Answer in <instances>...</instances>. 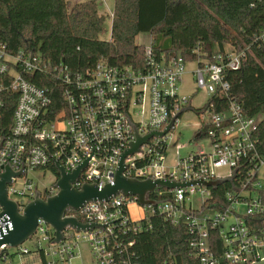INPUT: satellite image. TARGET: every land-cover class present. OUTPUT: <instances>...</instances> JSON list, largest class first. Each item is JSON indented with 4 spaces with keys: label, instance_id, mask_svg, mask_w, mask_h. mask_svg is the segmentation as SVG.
<instances>
[{
    "label": "built area",
    "instance_id": "obj_1",
    "mask_svg": "<svg viewBox=\"0 0 264 264\" xmlns=\"http://www.w3.org/2000/svg\"><path fill=\"white\" fill-rule=\"evenodd\" d=\"M248 49L215 53L213 60L197 57L191 61L195 64L194 91L204 90L208 99L228 98L229 84L224 74L240 66ZM186 63L178 53H156L148 45L141 69H118L98 62L83 73L73 74L61 64L49 66L33 52H11L0 42V110L5 94H15L9 124L3 122L0 112V174L5 165L14 172L21 170L6 185L8 198L21 194V199L14 201L22 209L36 191L42 198L55 194L58 175L49 167L55 169V162L70 173L86 161L72 183L76 189L83 184H94L98 189L113 184L120 155L135 140L133 125L141 136L160 131L189 107L190 96L180 93ZM46 72L61 85L63 107L55 113L50 90L29 79L31 74ZM213 103L208 101L197 112L207 116L206 120L201 116V120L205 121L203 135L210 138L208 152L199 149L177 156L175 166L170 168L165 163L167 132L161 137L151 136L138 151L127 154L122 173L136 180L231 178L225 182L232 190L225 193L223 207L209 205L212 188L200 184L156 187L146 194L156 205H139L135 195L118 192L107 200L85 202L78 209L68 207L62 217H75L80 223L103 228L76 231L67 227L63 239L53 243L54 229L38 219L30 238L42 247L46 264H71V259L80 258L76 250L80 240L87 242L97 264H136L123 238L145 228V221L155 213L171 225L182 224L187 229L193 264H253L264 259V227L250 222L264 214V198L260 195L264 191L260 173L264 171V155L259 154L254 136L258 122L255 116L244 115L233 99L228 98L223 111H216ZM30 170L51 171L53 183L39 190L26 179ZM17 182L22 185L20 193L11 189ZM195 194L200 197L199 208L191 204ZM131 204L141 206L140 219H131ZM205 209L213 214L203 215ZM6 224L4 216L0 217V233H6ZM17 248L27 251L21 245ZM6 249L0 247V264H8Z\"/></svg>",
    "mask_w": 264,
    "mask_h": 264
},
{
    "label": "trees",
    "instance_id": "obj_2",
    "mask_svg": "<svg viewBox=\"0 0 264 264\" xmlns=\"http://www.w3.org/2000/svg\"><path fill=\"white\" fill-rule=\"evenodd\" d=\"M110 18V37L100 40L104 15L95 0L74 4L69 0H0V42L11 52H33L49 66L61 64L73 74L98 62L118 69H141L145 46L135 42L141 32L150 34L149 45L156 53H178L186 62L197 57L213 60L214 44L221 54L225 44L234 51L248 47L240 66L228 69L224 78L229 84L228 98L240 105L241 112L260 116L254 136L259 154L264 155V0H113ZM29 79L50 90L54 113L63 107L61 85L53 75L34 73ZM228 98L218 96L207 102L212 100L214 109L223 111ZM14 100L15 94H5L0 112L6 125ZM230 190L228 183L212 189L209 205L223 207ZM260 195L264 198V191ZM250 222L264 227V214ZM145 225L123 238L133 263L193 264L189 233L182 224L173 226L155 213ZM19 254L22 264L28 259L46 264L39 245L32 244Z\"/></svg>",
    "mask_w": 264,
    "mask_h": 264
},
{
    "label": "water",
    "instance_id": "obj_3",
    "mask_svg": "<svg viewBox=\"0 0 264 264\" xmlns=\"http://www.w3.org/2000/svg\"><path fill=\"white\" fill-rule=\"evenodd\" d=\"M179 115L180 113L172 117L163 130H154L143 136L138 134L136 127L133 125L135 140L130 143L129 148L121 153L113 184H106L101 189H98L94 184H83L78 189L73 187L72 183L78 177L86 161L70 173H66L62 166L55 162L54 167L58 177L54 182V186L57 192L51 196L42 198L40 193L36 191L34 197L20 209L14 200L8 198L6 185L10 182L11 177L19 175L21 170L14 172L9 165H5L4 172L0 174V217L4 216V221H8V224L5 226L6 233H0V247L2 245L14 248L20 246L33 235L38 219H42L54 229L53 243H59L63 239V231L67 227H73L76 231L90 230L94 227L103 228L100 224L80 223L75 217H62V214L68 207L78 209L85 202L107 200L111 195H115L118 192L135 195L139 205H156L155 201L146 198V194L153 191L156 187L173 189L190 184H200L214 189L220 184L230 182L231 178H215L208 181L136 180L123 175L124 157L127 154L138 151L139 146L145 143L151 136L161 137L169 132ZM253 264H264V259Z\"/></svg>",
    "mask_w": 264,
    "mask_h": 264
},
{
    "label": "rangeland",
    "instance_id": "obj_4",
    "mask_svg": "<svg viewBox=\"0 0 264 264\" xmlns=\"http://www.w3.org/2000/svg\"><path fill=\"white\" fill-rule=\"evenodd\" d=\"M72 4L86 1V0H69ZM97 3L98 12L104 15V21L102 25V29L98 34V38L100 40H108L110 37V27H111V18L110 15L112 13L113 8V0H95ZM150 34L147 32H141L135 36V42L138 44H142L144 46H148L150 43ZM214 53L218 52V47L214 44ZM224 50L226 52H230L232 49L228 44L224 45ZM190 63H186V68ZM189 68V67H188ZM185 84V88L193 87L192 81L186 79L181 81L180 86ZM181 90L180 93H186L188 90ZM186 91V92H185ZM208 95L204 90H197L192 98H191V106L186 107L184 111L180 114V116L176 119L173 127L167 133L166 138V160L165 163L170 168L175 166L177 156H185L190 152H196L199 149H202L206 152L210 150V138L207 135H204L200 138H196V135L202 132V127H204L205 121L201 120V116H204V120L207 119V116L204 114L198 115L196 112L200 107L204 106L207 102ZM188 108V109H187ZM260 120V116L255 117V121L258 122ZM155 141V140H154ZM180 147L178 148V146ZM261 176L264 177V171H261ZM26 179H29L35 187L39 190H42L43 187L49 186L54 181V174L48 170H30L26 173ZM22 181V180H20ZM262 186H264V181H261ZM11 189H14L18 193L22 191V185L17 183L12 184ZM10 198L13 200H20L21 194H10ZM191 204L194 208H199L201 202L200 197L195 194L191 196ZM141 206L136 204H131L128 207V211L132 220H138L142 216V212L140 208ZM242 211V208L240 207ZM213 211L210 209H205L203 211V215L211 216ZM32 240L31 238L26 240L21 244L22 247L32 248ZM76 250L79 251L80 258L75 257L71 259V264H97L93 257L89 252L88 244L85 240H80ZM9 257L8 264H22V258L20 256V252L17 247H7L6 249ZM30 258V257H29ZM31 260V259H30ZM29 259L26 264H37V262H31Z\"/></svg>",
    "mask_w": 264,
    "mask_h": 264
},
{
    "label": "crops",
    "instance_id": "obj_5",
    "mask_svg": "<svg viewBox=\"0 0 264 264\" xmlns=\"http://www.w3.org/2000/svg\"><path fill=\"white\" fill-rule=\"evenodd\" d=\"M190 64L188 65V67L186 68V71H185V73L183 74V76H182V79H181V81L183 80V78H184V80H185V78L186 79H189L190 81H192V83H193V75H192V70H193V68H194V66H195V64L193 63V62H189ZM180 84H181V82H180ZM186 88H185V84H183L182 86H180V90H185ZM186 90H188L186 93H183V94H187L188 96H190L189 97V107L191 106L190 104H191V98H192V96H193V94L196 92V91H194V84H193V87H191V88H188V89H186ZM203 107V106H202ZM202 107H200V108H202ZM199 108V109H200ZM203 132H204V128L202 127V132H200V133H198L197 135H196V138H200V137H202V136H204L203 135Z\"/></svg>",
    "mask_w": 264,
    "mask_h": 264
}]
</instances>
